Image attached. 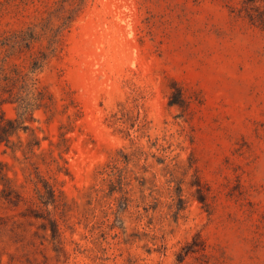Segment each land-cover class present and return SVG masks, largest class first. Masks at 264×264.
<instances>
[{
	"label": "rangeland",
	"instance_id": "1",
	"mask_svg": "<svg viewBox=\"0 0 264 264\" xmlns=\"http://www.w3.org/2000/svg\"><path fill=\"white\" fill-rule=\"evenodd\" d=\"M64 22L40 148L0 144V264H264V0H18L0 40Z\"/></svg>",
	"mask_w": 264,
	"mask_h": 264
},
{
	"label": "trees",
	"instance_id": "2",
	"mask_svg": "<svg viewBox=\"0 0 264 264\" xmlns=\"http://www.w3.org/2000/svg\"><path fill=\"white\" fill-rule=\"evenodd\" d=\"M18 0H6L5 3L0 1V13L2 9L8 4L17 2ZM24 2L25 0H20ZM85 1V0H81ZM66 2V0H63ZM66 27V22L56 30H51L52 33L47 34L42 30V34H38L29 27L26 30L13 32L12 34L4 36L0 40V54L5 53L6 56L0 60V92L2 94H9L10 100H1V105L4 103H11L16 105L17 119L9 120L5 116L0 117V144L4 143L7 146L11 144V137L19 136L20 132H31L30 140L27 143V148L33 153V148H40L41 140L35 132L26 126V122H34V114L43 109L48 110L50 106L51 96L41 89L38 84V79L33 75L37 70L42 68L50 57H55L59 50L61 36ZM47 40V45L44 46V40ZM39 44L42 48L40 52L35 54L33 52L34 46ZM44 49V50H43ZM30 53L31 66L28 73H24L18 65H13V70L8 73L6 65H8L7 58L16 57L21 54ZM180 105L179 100L170 101V106ZM115 122H118L117 115L114 116ZM62 141L66 142L65 135L61 134ZM120 160L112 158L111 161L102 168L100 175L103 177H112L118 170ZM43 192L38 188L39 198L44 205L54 204L56 202V194L53 187L48 183L44 184ZM181 191V188L179 187ZM123 192V190L121 191ZM127 192L125 193V200L127 199ZM47 196V201L45 200ZM199 199L202 203H206V196L203 192H199ZM179 201H183L181 195ZM51 229L53 237L56 238L59 234L58 225L51 221ZM190 247V246H188ZM194 248L191 247L187 253H194Z\"/></svg>",
	"mask_w": 264,
	"mask_h": 264
}]
</instances>
